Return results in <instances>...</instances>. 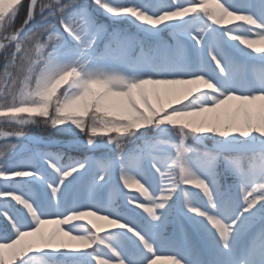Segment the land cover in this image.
<instances>
[{
  "label": "snow or ice",
  "instance_id": "snow-or-ice-1",
  "mask_svg": "<svg viewBox=\"0 0 264 264\" xmlns=\"http://www.w3.org/2000/svg\"><path fill=\"white\" fill-rule=\"evenodd\" d=\"M0 264H264V0H0Z\"/></svg>",
  "mask_w": 264,
  "mask_h": 264
},
{
  "label": "trees",
  "instance_id": "trees-1",
  "mask_svg": "<svg viewBox=\"0 0 264 264\" xmlns=\"http://www.w3.org/2000/svg\"><path fill=\"white\" fill-rule=\"evenodd\" d=\"M23 18H24V12H23V10H21L20 16L18 17V19L16 21L17 26H19V24H20V22H21V20ZM31 133H33L36 136H41V137L46 138V139L61 138L59 134H54V133H52L49 130L41 131V130H39V129L36 128Z\"/></svg>",
  "mask_w": 264,
  "mask_h": 264
},
{
  "label": "rangeland",
  "instance_id": "rangeland-1",
  "mask_svg": "<svg viewBox=\"0 0 264 264\" xmlns=\"http://www.w3.org/2000/svg\"><path fill=\"white\" fill-rule=\"evenodd\" d=\"M35 129H36L35 127H31V128H29V129L27 130L28 135H29V136L38 137V138H41V139H44V140H49V139L43 138V137H41V136H36V135H34L33 133H31V132L34 131ZM57 139H61V138H56V139H51V140H57ZM133 194H137V195H138V193H133Z\"/></svg>",
  "mask_w": 264,
  "mask_h": 264
}]
</instances>
